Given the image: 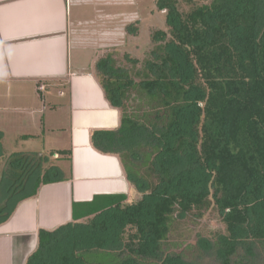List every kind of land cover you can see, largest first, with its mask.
I'll use <instances>...</instances> for the list:
<instances>
[{"label":"trees","instance_id":"16d2710c","mask_svg":"<svg viewBox=\"0 0 264 264\" xmlns=\"http://www.w3.org/2000/svg\"><path fill=\"white\" fill-rule=\"evenodd\" d=\"M184 1L186 11L179 0H157L166 29L152 31L140 68L131 59L138 80L111 51L95 63L119 124L92 130L90 143L117 156L138 196L73 202L70 221L38 229L24 264H201L183 253L194 245L170 234L176 218L210 206L225 232L201 240L196 255L264 264V0ZM132 91L137 112L124 107ZM63 152L7 155L0 224L42 185L62 180L49 157Z\"/></svg>","mask_w":264,"mask_h":264},{"label":"crops","instance_id":"0c3cea01","mask_svg":"<svg viewBox=\"0 0 264 264\" xmlns=\"http://www.w3.org/2000/svg\"><path fill=\"white\" fill-rule=\"evenodd\" d=\"M71 4L0 0V112L30 120L37 129L16 140L46 135L44 148L40 144L29 151L65 150L54 154L62 180L42 185L0 224V264H24L36 246L38 229L70 221L73 202L95 195L126 194L129 200L138 196L117 156L101 153L90 143L92 130L117 128L119 112L105 99L93 71L97 53L89 55L87 63L72 59ZM46 96L51 105L45 103ZM58 110L64 113L60 124ZM62 135L64 146L56 149Z\"/></svg>","mask_w":264,"mask_h":264},{"label":"rangeland","instance_id":"374dc122","mask_svg":"<svg viewBox=\"0 0 264 264\" xmlns=\"http://www.w3.org/2000/svg\"><path fill=\"white\" fill-rule=\"evenodd\" d=\"M199 1L202 0H195L196 3ZM179 7L186 11L190 4L184 0H179ZM70 15L73 61L87 63L89 62V55L97 53V62L111 51L114 65L128 69L132 75V67L134 66L131 59L136 58L138 61L136 67L140 68L141 61L152 47V31L158 28L166 29L165 11L158 8L157 0H93V2L92 0H72ZM134 27L137 29L136 34L131 33L132 30L130 32L127 30L134 29ZM93 71L97 78L103 79V75L99 73L95 65ZM132 77L138 80L136 76L133 75ZM134 96L135 92L132 91L124 104L127 112H137L138 101L133 99ZM48 97L50 96H46L44 99L47 105L53 103V100ZM55 115L58 124L64 122L63 112L58 110ZM36 130L30 120L18 115L14 116L11 113L0 112V143L3 149V154L0 156V175L6 167L5 161L10 152L35 149L40 147V144L43 145L41 148H44V136L46 137V135L35 140L25 138L16 140L20 134L33 133ZM63 136L62 142L56 144V147L58 146L56 149L64 146ZM49 152L50 149H46L42 151V154H49ZM58 159L56 155L49 157L52 164H56ZM2 192L0 190V196ZM175 221L170 240L195 246L189 251L183 250L186 259H195L201 264H215L212 257L207 253L201 257L196 255V245H199L201 240L211 239L215 234L225 232L224 225L215 208L210 206L201 217L189 213L182 219L176 218Z\"/></svg>","mask_w":264,"mask_h":264}]
</instances>
